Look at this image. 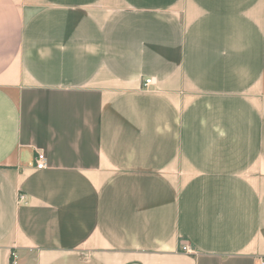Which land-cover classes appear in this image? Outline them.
<instances>
[{
	"label": "crops",
	"instance_id": "crops-1",
	"mask_svg": "<svg viewBox=\"0 0 264 264\" xmlns=\"http://www.w3.org/2000/svg\"><path fill=\"white\" fill-rule=\"evenodd\" d=\"M263 256L264 0H0V264Z\"/></svg>",
	"mask_w": 264,
	"mask_h": 264
},
{
	"label": "built area",
	"instance_id": "built-area-1",
	"mask_svg": "<svg viewBox=\"0 0 264 264\" xmlns=\"http://www.w3.org/2000/svg\"><path fill=\"white\" fill-rule=\"evenodd\" d=\"M145 85H149L151 84V78H146L144 81ZM35 162H36V168L41 169L43 167H45V157L42 153L37 152L34 158ZM22 198V196H20V199ZM182 250L184 251H188V247L183 246ZM255 264H264V256L260 257L256 260Z\"/></svg>",
	"mask_w": 264,
	"mask_h": 264
}]
</instances>
